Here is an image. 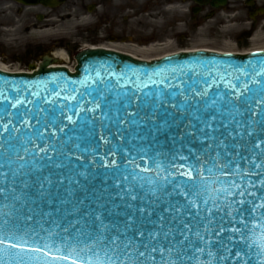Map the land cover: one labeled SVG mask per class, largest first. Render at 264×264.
<instances>
[{"label":"snow or ice","instance_id":"1","mask_svg":"<svg viewBox=\"0 0 264 264\" xmlns=\"http://www.w3.org/2000/svg\"><path fill=\"white\" fill-rule=\"evenodd\" d=\"M213 63L189 66V81L143 93V103L135 92L111 102L98 93L72 115L29 109L19 127L0 116V205L10 209L0 214V264H40L32 254L45 249L61 255L43 264H264V61L234 69L247 82L210 97L213 72L225 79ZM0 101L5 115L23 103L3 92ZM97 109L99 118L81 115ZM161 136L167 152L155 147Z\"/></svg>","mask_w":264,"mask_h":264},{"label":"flooded vegetation","instance_id":"2","mask_svg":"<svg viewBox=\"0 0 264 264\" xmlns=\"http://www.w3.org/2000/svg\"><path fill=\"white\" fill-rule=\"evenodd\" d=\"M263 17L264 0H0V60L24 63L40 45L33 33L69 27L94 31L102 45L158 50L200 41L224 46L230 38L237 45Z\"/></svg>","mask_w":264,"mask_h":264},{"label":"water","instance_id":"3","mask_svg":"<svg viewBox=\"0 0 264 264\" xmlns=\"http://www.w3.org/2000/svg\"><path fill=\"white\" fill-rule=\"evenodd\" d=\"M57 60L58 58H54V63ZM75 60L76 66L74 72L69 71L63 66L49 67L52 60L46 57L42 59L38 69L32 73L5 72L0 70V92H3L5 96L9 97V100L13 103L16 99L23 101L16 108H7V112L11 115H5V103L0 101V116H3L4 121L7 122L10 119L13 124L19 127V114L27 113L30 109L31 115L37 117L40 108L45 109V112L48 114L54 112L56 116H59L61 108L63 107L65 114L72 115L73 111L93 108L94 102L99 99L98 93H103L104 97L111 102L117 98L118 94H122L125 91L129 95L135 92L141 96V103H143V93L146 92H162L165 95L174 93L176 89H168L167 85L169 83L179 84L181 80L189 81V76H191L189 66L195 67L200 61L214 62L211 67L219 70L225 76L224 80H220L219 76H216L215 71L213 72L216 85L210 90V97H214L218 93H226L229 91L227 86L228 81L236 84L238 88L242 82H247L244 77H241L240 81L235 80L234 77L240 75V73L234 71V69L245 68L250 62L255 64L256 61H264V50H256L249 53H220L199 49L171 53L148 61L136 59L128 54L114 50L87 48L77 52L75 54ZM173 69L176 71L173 72ZM181 69L185 73H188V75H182ZM257 70H259V65H257ZM196 71H201V69L196 67ZM149 75L152 76L153 80L157 81V84L154 85L148 81ZM86 79L87 83H84ZM195 79L198 80L200 77H195ZM161 80H164L163 84L159 83ZM136 83H148V87L143 88L142 91H138L134 86ZM192 86L197 87V90H199L197 85ZM184 87L187 88L188 84L186 83ZM253 87L255 86L253 85ZM57 92H59V96L56 95ZM33 93H38V95H33ZM65 97L68 98L66 99ZM72 97H75V99H72ZM179 99V97H176L177 101ZM28 101L32 103H28ZM44 115L45 113H39V116ZM81 115H95L99 118L101 111L99 109L95 113L81 111ZM32 123L35 124V119H32ZM64 123H67V121H64ZM97 123H99L98 119ZM104 134L107 135L106 130ZM158 139L160 142L155 144L158 150L167 152L173 147L171 142L165 140L163 136ZM147 143L145 141V144ZM175 147H179L178 142ZM104 151L105 148L102 146L100 149L101 155ZM183 154L187 155V151L185 150ZM117 158L119 159V157ZM97 163H99V160ZM177 163L180 162L177 161ZM241 170L243 172L257 171L247 164H242ZM100 171L103 172V169H100ZM249 179L259 187L256 176H252ZM259 179H264V175ZM237 182L239 183L240 181L238 180ZM244 183L247 185V179ZM217 187L220 186L217 185ZM9 211V208L0 205V214ZM41 223L49 231H59L51 223H44L43 221ZM225 226L231 227V225L227 224ZM36 227L39 231V226L37 225ZM41 235L47 236V233L41 232ZM259 235L260 233L257 230L254 238H258ZM47 253L48 250L45 249L44 254L35 253L32 255L39 257L40 264H43L45 260H54L56 256L61 255L55 251L52 252L51 256ZM58 264H70V261H60Z\"/></svg>","mask_w":264,"mask_h":264},{"label":"rangeland","instance_id":"4","mask_svg":"<svg viewBox=\"0 0 264 264\" xmlns=\"http://www.w3.org/2000/svg\"><path fill=\"white\" fill-rule=\"evenodd\" d=\"M261 25H257L254 30H253V36L254 33L256 34L257 37L254 36V40L249 39L248 41H244L243 44H237L238 49H248V48H259L264 46V38L257 39L259 38L258 33L262 32L261 35L264 34V18L263 22ZM94 30V29H91ZM49 33L45 32H40L38 34L33 33V37L40 42V45L38 47V51L34 53V55H31L24 63H18V62H13L12 60H7V61H0L2 65H7L9 64L8 68L10 69H25L34 65H37L39 60L43 56H50L49 54L56 51V50H62L64 53L63 58L59 57H53V58H58L57 62L55 63L56 65H65V66H73L74 64V54L78 48L81 46L87 45V46H96L100 43L96 42L95 38V32H83L82 30H77L74 29L73 27H69L67 29H51L48 31ZM237 32L235 30L232 31ZM3 33V31H0V35ZM252 36V37H253ZM28 39H32L30 36L27 37ZM10 41V39H9ZM6 42V41H5ZM69 42H75L73 45L70 44ZM211 42V41H210ZM232 44L228 45L227 47L224 46L222 47L220 42H212V43H206V42H196L193 44H185L182 46H178L177 48H167L163 50H159L157 53H153L152 51L148 50L143 53V55H138V56H143L145 58L147 57H154L161 55L165 52H168L172 49L177 50V49H192V48H199V47H209L217 50H222V49H227L228 47H232L234 44V40L231 39L230 41ZM13 42H8V46L11 45ZM15 43V41H14ZM18 43V42H16ZM52 45H54V48H51ZM226 47V48H225ZM27 49H32V47H29ZM50 52V53H49ZM6 66V67H7Z\"/></svg>","mask_w":264,"mask_h":264},{"label":"bare ground","instance_id":"5","mask_svg":"<svg viewBox=\"0 0 264 264\" xmlns=\"http://www.w3.org/2000/svg\"><path fill=\"white\" fill-rule=\"evenodd\" d=\"M46 31V33H49L48 32V30H44V31H39V32H37V34L38 33H40V32H45ZM50 31V30H49ZM49 34H52V33H49ZM137 48V47H136ZM149 49H151V48H147V47H142V48H137V51L139 52V53H143V52H145V51H148ZM154 50H157V49H154ZM154 50H150V51H153V53H154ZM161 50H163V49H161ZM159 51V50H158ZM54 56L55 57H59V58H63L65 55H64V53H63V51L62 50H56L55 52H54ZM147 59H151V58H147ZM49 67H54L53 65H49ZM0 68H2V69H5L3 66H0ZM36 68H38V66H36ZM36 68H34V69H36ZM6 70V69H5ZM35 71V70H34ZM27 72H29V73H31V72H33L32 70H28Z\"/></svg>","mask_w":264,"mask_h":264}]
</instances>
